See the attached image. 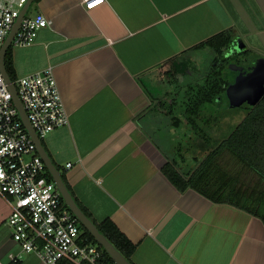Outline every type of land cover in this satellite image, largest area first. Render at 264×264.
Instances as JSON below:
<instances>
[{
  "label": "crops",
  "instance_id": "crops-1",
  "mask_svg": "<svg viewBox=\"0 0 264 264\" xmlns=\"http://www.w3.org/2000/svg\"><path fill=\"white\" fill-rule=\"evenodd\" d=\"M39 12L50 24L13 42L15 73L53 69L69 123L42 142L80 202L138 244L136 264H264L261 218L162 171L194 170L230 135L226 107L199 101L216 57L200 43L229 30L230 47L264 56V0H40L26 15ZM11 209L0 193V264H46L13 239Z\"/></svg>",
  "mask_w": 264,
  "mask_h": 264
},
{
  "label": "built area",
  "instance_id": "built-area-1",
  "mask_svg": "<svg viewBox=\"0 0 264 264\" xmlns=\"http://www.w3.org/2000/svg\"><path fill=\"white\" fill-rule=\"evenodd\" d=\"M28 0H0V46ZM91 10L104 0H81ZM50 24L44 13L25 15L13 40L33 43L41 28ZM28 119L43 140L54 129L69 123L53 69L47 67L12 80ZM72 162L67 163V167ZM37 144L14 103L9 83L0 67V193L10 199L7 224L22 251L37 254L46 264L63 259L98 264L101 250L88 243L77 217L67 207ZM66 204V205H65ZM13 264L19 260L10 255ZM110 264H116L110 263Z\"/></svg>",
  "mask_w": 264,
  "mask_h": 264
},
{
  "label": "trees",
  "instance_id": "trees-1",
  "mask_svg": "<svg viewBox=\"0 0 264 264\" xmlns=\"http://www.w3.org/2000/svg\"><path fill=\"white\" fill-rule=\"evenodd\" d=\"M38 1L40 0H35L33 3ZM203 43H213L216 57L213 70L207 79L208 85L201 92L199 101L212 102L225 96L226 88L232 78L229 74L224 76L223 71L234 61L237 52L229 57L223 56V51L233 44L232 33L229 30L211 36L200 45ZM246 51L248 50H243ZM248 62L251 63L249 59ZM5 64L12 80H16L13 43L8 47ZM162 171L181 192L193 188L214 202L231 204L261 218L264 222V96L256 105H250V110L230 135L210 149L194 170L183 173L175 163L168 162L163 166ZM47 174L52 179L49 170ZM62 176L79 206L94 221L101 233L132 264H136L133 255L138 244L110 218L98 221L76 197L64 172ZM78 222L86 241L98 245L102 252L98 264L114 263L110 254L94 235L79 220Z\"/></svg>",
  "mask_w": 264,
  "mask_h": 264
},
{
  "label": "water",
  "instance_id": "water-1",
  "mask_svg": "<svg viewBox=\"0 0 264 264\" xmlns=\"http://www.w3.org/2000/svg\"><path fill=\"white\" fill-rule=\"evenodd\" d=\"M35 0H28L22 9L20 15L16 19L12 30L0 46V67L4 74L5 80L9 83V88L13 95V100L17 106L22 120L28 129L30 135L37 144L38 151L42 156L46 166L52 175L58 189L60 190L62 197L71 209L77 219L86 227L95 237V239L107 250L116 264H132L109 239L101 233L94 221L83 211L79 206L74 196L65 184L61 170L51 159L49 153L45 149L42 140L38 137L35 129L33 128L30 120L28 119L24 105L17 93L16 87L12 82V78L7 71L5 64V57L8 47L13 43V40L21 26V23L30 7ZM237 49L242 48V44L236 46ZM229 68L234 71L232 81L228 84L225 96L230 106H240L244 103L250 105H256L264 96V56L257 58V60L251 64L248 69L244 65L236 62H231Z\"/></svg>",
  "mask_w": 264,
  "mask_h": 264
},
{
  "label": "rangeland",
  "instance_id": "rangeland-1",
  "mask_svg": "<svg viewBox=\"0 0 264 264\" xmlns=\"http://www.w3.org/2000/svg\"><path fill=\"white\" fill-rule=\"evenodd\" d=\"M33 9H34V6L31 7L30 11H32ZM228 49H229V53L227 54V56L233 55L235 52H237V55L234 57V62L239 61L242 63V62H244V59L246 61V58H248L250 60V62L253 64L257 60V58L261 57L259 54L252 52V51H250L246 54V52L244 53L242 51L243 49H240V48L237 49V47H235V46H232ZM228 74H229V77H231V78L234 75V71L231 70L229 68V66L226 67L225 70L223 71L224 76H227ZM221 102H219V99H217V102L214 101V102L210 103V106H224V107H226L227 112H229V114L227 113L226 115H224V117H222L221 120H224L226 118V116L228 117L225 120V126L229 127V125L231 124V132H232L233 129L236 127V125L246 116V114L250 110V104L244 103L240 106H230L226 96H223V98L221 99ZM208 105H209V103H208ZM217 122H220V118L218 119ZM227 131H228V129H226V132ZM229 133L230 132H228L226 134V136H228Z\"/></svg>",
  "mask_w": 264,
  "mask_h": 264
},
{
  "label": "flooded vegetation",
  "instance_id": "flooded-vegetation-1",
  "mask_svg": "<svg viewBox=\"0 0 264 264\" xmlns=\"http://www.w3.org/2000/svg\"><path fill=\"white\" fill-rule=\"evenodd\" d=\"M233 62H234V61H233ZM236 63L244 65L246 69H248V67L251 65V63H249V62L247 63V58H246V61H245V59H244V62H242V63L239 62V61L236 62Z\"/></svg>",
  "mask_w": 264,
  "mask_h": 264
}]
</instances>
